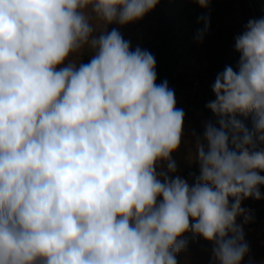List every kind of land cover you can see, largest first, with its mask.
<instances>
[{"label": "clouds", "instance_id": "1", "mask_svg": "<svg viewBox=\"0 0 264 264\" xmlns=\"http://www.w3.org/2000/svg\"><path fill=\"white\" fill-rule=\"evenodd\" d=\"M159 3L0 0V264H177L189 231L213 242L216 264H241V203L264 186V17L235 37L236 70L212 85L216 122L190 187L172 175L184 127L174 92L149 51L107 30ZM85 48L88 63L69 60Z\"/></svg>", "mask_w": 264, "mask_h": 264}, {"label": "rangeland", "instance_id": "2", "mask_svg": "<svg viewBox=\"0 0 264 264\" xmlns=\"http://www.w3.org/2000/svg\"><path fill=\"white\" fill-rule=\"evenodd\" d=\"M262 17L264 0H211L206 9L196 0H160L154 10L136 22L107 26L108 31L118 29L123 38L130 41L132 50L140 47L149 51L156 61V83L166 81L174 92L176 107L184 112V127L181 145L173 153L176 172L172 175L181 176L190 187L200 175L195 160L197 141H202L206 124L216 122V117L207 108V104L215 99L212 85L226 66L236 70L239 53L234 48L235 37L244 31L249 20ZM202 18L208 22L206 32H203ZM90 58L91 53L85 48L69 60L86 64ZM237 118L251 131V116ZM157 170L166 171V164L159 165ZM260 174L264 175V172ZM260 192L261 199L247 198L241 203L250 216L249 222L245 223L243 216L237 217L248 245L241 264H264V186H260ZM191 223L194 221L190 220ZM180 239L186 244L176 254L177 264H216L213 242L191 231Z\"/></svg>", "mask_w": 264, "mask_h": 264}, {"label": "water", "instance_id": "3", "mask_svg": "<svg viewBox=\"0 0 264 264\" xmlns=\"http://www.w3.org/2000/svg\"><path fill=\"white\" fill-rule=\"evenodd\" d=\"M190 185V184H189Z\"/></svg>", "mask_w": 264, "mask_h": 264}]
</instances>
